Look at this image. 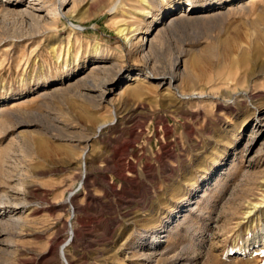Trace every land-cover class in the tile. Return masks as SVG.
Instances as JSON below:
<instances>
[{
  "label": "rangeland",
  "instance_id": "374dc122",
  "mask_svg": "<svg viewBox=\"0 0 264 264\" xmlns=\"http://www.w3.org/2000/svg\"><path fill=\"white\" fill-rule=\"evenodd\" d=\"M63 251L264 264V0H0V264Z\"/></svg>",
  "mask_w": 264,
  "mask_h": 264
},
{
  "label": "bare ground",
  "instance_id": "6f19581e",
  "mask_svg": "<svg viewBox=\"0 0 264 264\" xmlns=\"http://www.w3.org/2000/svg\"><path fill=\"white\" fill-rule=\"evenodd\" d=\"M127 29V28H126ZM125 28L124 29H120V32L121 33H123L125 30H126ZM128 33V32H127ZM126 40L127 41H130L131 40V36H129V35H126ZM127 168V167H126ZM117 173V172H116ZM120 173V172H119ZM84 176H85V174H84ZM83 176V177H84ZM126 176V175H125ZM83 184H84V179L82 180V182H81V184L79 185V187H83ZM72 193V192H71ZM71 196L72 195H70V197L69 198H71ZM73 197V196H72ZM161 242V241H160ZM63 253V258H64V260L67 262V264H68V261H67V258H66V255H65V252L63 251L62 252Z\"/></svg>",
  "mask_w": 264,
  "mask_h": 264
}]
</instances>
